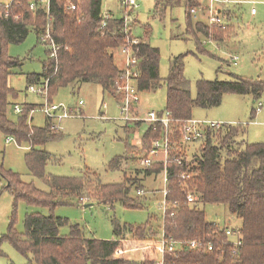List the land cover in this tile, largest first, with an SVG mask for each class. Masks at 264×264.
Wrapping results in <instances>:
<instances>
[{"label": "trees", "instance_id": "16d2710c", "mask_svg": "<svg viewBox=\"0 0 264 264\" xmlns=\"http://www.w3.org/2000/svg\"><path fill=\"white\" fill-rule=\"evenodd\" d=\"M32 0H13L0 6V131L13 136L19 145L27 144L29 152L25 161L30 173L43 179L48 191H42L31 183H24L18 175L4 172L15 202L24 201L28 205L47 208L49 215L29 213L24 222V233L15 229V220L2 240L10 242L27 259V264H154L149 258L140 263L115 259L120 249V238L131 234L139 240L159 239L165 236L174 241L189 243L198 241L196 249L183 247L175 254H167L165 264H264V143L248 144L239 141L243 129L238 125L224 124L219 129L207 127L198 154L193 156L189 167H179L176 163L168 166L170 179L165 197L166 212L163 213L158 231H153L151 222L144 226L120 224L113 220L114 240L89 238L79 224L69 225L65 218L56 217L58 206H71L83 203L87 194L92 200L114 205L120 203L127 208L140 209L146 199L139 195L144 191L142 179L135 178L122 183L104 184L97 174L79 177H59L46 175L45 168L52 155L43 150L46 143L64 137L52 128L47 119L44 127L29 124V114L38 106L25 104L22 116L14 122L8 118L7 109L10 98L16 92L8 84L11 71L21 67L19 59L7 56L9 45L20 44L33 30L41 44L48 26L52 37L59 46L57 59L51 57L43 62L41 74L27 75V86L43 87L48 81V98H53L60 89L74 88L80 83H94L115 99V85L122 70L115 62L114 50L127 43L123 32L124 19L113 17L103 26V0H73L77 10H68L63 0H53L50 13L43 8L36 12L30 10ZM183 5L187 16L188 34L199 40L198 33L219 45L234 37L236 26L231 22L226 27L209 26L201 21L193 23L192 8L199 4L194 0H155V11L164 14L168 8ZM240 8L233 11L231 21L237 18ZM146 30V29H145ZM145 39L135 46L139 60L140 77L138 89L141 93L158 90L162 82L167 86L166 108L174 120V144L180 147L179 129L184 121L193 119L196 108L211 109L222 104L226 94L252 96L254 102L264 96V80H247L233 76L232 80H199L197 95L193 97L189 81L184 75V56L171 60L170 71L165 79L160 78V50ZM130 38H134L132 33ZM201 45V43L199 42ZM163 126H150L143 136L144 147L149 146L161 136ZM134 147H130V150ZM185 154V152H184ZM123 157L114 158L108 165L114 169ZM163 165L147 169V174H159ZM182 172L189 178L182 181ZM185 186L189 187V191ZM135 189L136 198L131 196ZM193 192L196 203H189L187 196ZM224 204L232 215L242 221L239 240L226 234V228L206 219L205 211L199 204ZM70 226L67 236L61 229ZM234 238V239H233ZM156 239V240H157ZM214 250L209 251L208 245Z\"/></svg>", "mask_w": 264, "mask_h": 264}, {"label": "rangeland", "instance_id": "374dc122", "mask_svg": "<svg viewBox=\"0 0 264 264\" xmlns=\"http://www.w3.org/2000/svg\"><path fill=\"white\" fill-rule=\"evenodd\" d=\"M12 1L0 0V6L7 7ZM241 1L245 3L240 7L237 18L232 21L236 26L235 36L221 45L200 33L199 40L188 34L187 16L182 4L168 8L164 14H158L155 11V0H136L137 6L127 9L121 7L117 0H103V10L111 11L114 17H129L134 38L145 39L146 30L150 29L148 41L160 50L161 79L168 76L171 60L183 55L184 75L189 81L192 96L196 97L199 80L229 81L233 76L247 80H264V0ZM252 9L256 10L255 15L251 14ZM202 18L207 22V16L203 17L201 14L192 21H203L200 20ZM47 50L33 30L22 43L8 46L7 56L22 62L21 67L13 69L8 78L9 86L16 92V97L10 98L7 109L11 121L16 122L22 116V113L15 111L17 104L23 108L25 104L43 105L46 102L45 94L40 92L42 87L34 85L36 92H31L26 78L29 74L42 73L43 62L48 58ZM113 53L116 64L122 67L124 62L120 51L114 50ZM166 97L167 86L164 82L156 91L141 93V111L164 110ZM80 101L83 102L82 105H79ZM53 103L73 109L75 116L52 121L64 137L50 141L42 147L52 155V160L45 168L46 175L79 177L94 173L104 184H117L140 178L144 186L142 195L146 198L142 201V208L131 209L120 203H98L86 194L83 203L58 206L53 212L54 215L67 219L69 225L79 224L89 238L98 240L117 238L113 232V220L131 226H144L151 222L152 230L158 231L163 216L161 205L165 200L164 184L159 174L145 175L146 170L140 163L144 149L137 145L143 139L147 126L138 127L120 120L116 99L94 83H80L74 88L60 89L53 98ZM192 118L197 121L239 125L243 129L239 141L248 144L264 143V96L254 102L250 95L226 94L219 107L196 108ZM28 121L32 126L44 127L47 117L38 106L29 114ZM9 138L11 142H8ZM130 147L134 149L130 150ZM200 147V142L189 144V157L198 154ZM28 152L27 144L19 145L13 136H6L0 131V171L12 172L22 182L48 191L45 181L34 177L28 170L25 161ZM116 157L123 159L114 169L109 168V163ZM1 172L0 264H27L26 257L10 242L2 239L8 233L13 220L16 231L23 234L27 214L49 215L50 212L47 208L31 206L24 201L15 202ZM131 196L136 198L134 188ZM198 206L205 211L209 222L221 228L241 229L242 221L231 214L227 205L200 203ZM69 225L61 229L62 235H69ZM156 239L148 237L146 240H139L126 234L120 238V249L114 258L140 263L143 257L146 259L150 254L149 250L142 248Z\"/></svg>", "mask_w": 264, "mask_h": 264}, {"label": "built area", "instance_id": "2783aa9c", "mask_svg": "<svg viewBox=\"0 0 264 264\" xmlns=\"http://www.w3.org/2000/svg\"><path fill=\"white\" fill-rule=\"evenodd\" d=\"M53 0H32L30 3V10L36 12L40 7L45 9L47 13H50V6ZM66 2V8L68 10H77V4L73 0H63ZM121 7L135 8L137 6L136 0H117ZM199 4L198 7H194L191 10V13L194 15L195 19L201 14L207 16L205 22L209 26H219L226 27L231 24V15L232 12L239 9L245 2L241 0H194ZM251 14L255 15L256 10L252 9ZM114 15L111 11L103 12V26L106 25L107 20L113 18ZM124 27L123 32L126 37H128L127 43L122 46L119 51L124 60V67L122 69V75L117 80L115 85V93L118 96L116 101L119 104L120 111V120L126 124H133L136 126H147V130L150 126L155 124H161L163 130L161 136L154 140L149 146L144 147L143 139H141L137 145L141 146L144 149V154L141 157V166L143 169H153L156 165H163L162 170L159 173V176L162 177L164 184V196L167 194V185L170 179L168 166L170 163H176L179 167H189L193 157L188 155V145L191 143L199 142L205 135V130L207 127H212L219 129L224 123L216 122H205L197 121L194 119L184 121L183 125L179 129L181 133V142L180 147H176L174 140V128L172 127L174 123H178V120H174L171 117L169 111H141V92L138 89V79L140 77V68L139 60L137 57V52L135 46L140 43L138 38H130L131 36V27H130V18L124 17ZM205 19V18H203ZM42 40L45 42L49 41L47 48L51 51V57L57 59L59 46L55 43L52 37L51 27L48 26L45 32V35L42 36ZM236 62V61H235ZM31 92H36L34 85L29 86ZM40 92L44 93L46 96V102L40 108L41 112L50 120L51 123L54 120H61L65 118L74 117L73 109L67 108L63 104L56 105L53 102L48 100V81L42 87ZM83 102L80 101L79 105H82ZM261 105V104H260ZM17 113H22L23 108L18 104L15 107ZM33 112V111H32ZM31 112V113H32ZM30 113V114H31ZM54 130H58L56 126L52 124ZM8 142H11V139H8ZM185 152V154H184ZM182 181H185L189 178L188 174L182 172L180 175ZM189 191V187L185 186ZM144 191H139V195H142ZM189 203H196L197 197L193 192H189L187 196ZM163 213L166 212L167 203L166 200L162 203ZM226 234L228 236L235 237L234 244L236 246L241 245L239 240L240 230H231L226 229ZM188 249H196L201 246V243L198 241H191L189 243H183L179 241H174L169 239L163 233L159 239L153 242H149L147 246L142 248L143 250H149L150 254L148 258L154 264H165V257L167 254H175L177 251L181 250L183 247ZM208 250L213 251L214 245L209 244ZM148 254V253H147ZM143 260L145 258L143 257Z\"/></svg>", "mask_w": 264, "mask_h": 264}, {"label": "crops", "instance_id": "0c3cea01", "mask_svg": "<svg viewBox=\"0 0 264 264\" xmlns=\"http://www.w3.org/2000/svg\"><path fill=\"white\" fill-rule=\"evenodd\" d=\"M200 20H203V18L202 19H200ZM201 22H203V23H205L204 22V20L203 21H201ZM206 24V23H205ZM123 62H124V60H123ZM123 67H124V65L122 66V67H119L121 70L123 69Z\"/></svg>", "mask_w": 264, "mask_h": 264}, {"label": "water", "instance_id": "95a60500", "mask_svg": "<svg viewBox=\"0 0 264 264\" xmlns=\"http://www.w3.org/2000/svg\"><path fill=\"white\" fill-rule=\"evenodd\" d=\"M87 206H89V205H85V207H87Z\"/></svg>", "mask_w": 264, "mask_h": 264}]
</instances>
